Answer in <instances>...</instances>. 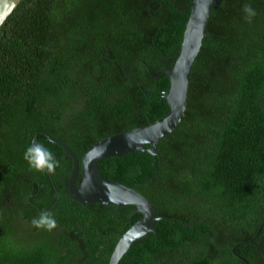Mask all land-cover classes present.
I'll return each instance as SVG.
<instances>
[{
  "label": "trees",
  "instance_id": "trees-1",
  "mask_svg": "<svg viewBox=\"0 0 264 264\" xmlns=\"http://www.w3.org/2000/svg\"><path fill=\"white\" fill-rule=\"evenodd\" d=\"M189 75L184 120L148 153L98 162L161 219L118 264H264V0H217ZM190 0H22L0 28V264H108L140 215L81 206L67 192L71 159L30 170L23 154L42 132L79 165L101 139L168 110L161 96ZM256 11L246 22L242 8ZM80 183V173L76 184ZM42 210L51 232L31 226ZM204 221V223H201ZM191 223H194L191 226Z\"/></svg>",
  "mask_w": 264,
  "mask_h": 264
},
{
  "label": "water",
  "instance_id": "water-1",
  "mask_svg": "<svg viewBox=\"0 0 264 264\" xmlns=\"http://www.w3.org/2000/svg\"><path fill=\"white\" fill-rule=\"evenodd\" d=\"M21 1L0 0V28ZM218 5L217 0H190L189 15L178 56L169 70L162 71L156 77V79L165 77L169 81L168 89L161 94L168 107L162 118L148 125L99 140L83 153L80 165L72 150L49 134L39 132L31 141V145L38 143L37 135L43 134L50 142L62 148L65 152L63 158L71 159V170L67 181L69 199L81 206L90 204L113 206L118 214L120 208L130 205L135 208L131 216L135 213L140 215V218L118 237L108 264H118L134 242L143 236L149 233L156 236L154 225L161 218L158 217L156 208L139 192L102 176L98 162L111 157H122L132 152L148 153L154 158L153 165L157 170L158 144L184 120L190 70L202 46L203 38L206 37L211 10ZM79 173L80 183L77 185ZM193 225L194 223H191V226ZM241 260L248 264L245 259Z\"/></svg>",
  "mask_w": 264,
  "mask_h": 264
},
{
  "label": "clouds",
  "instance_id": "clouds-1",
  "mask_svg": "<svg viewBox=\"0 0 264 264\" xmlns=\"http://www.w3.org/2000/svg\"><path fill=\"white\" fill-rule=\"evenodd\" d=\"M242 11L246 22L251 23L253 17L256 15L255 9L251 4H245ZM23 159L30 170L39 173L46 171L48 174H54L60 166V162L55 158L54 154L40 143H33L27 147L23 154ZM31 226L51 232L57 227V222L50 212L42 210L38 216L31 220Z\"/></svg>",
  "mask_w": 264,
  "mask_h": 264
}]
</instances>
